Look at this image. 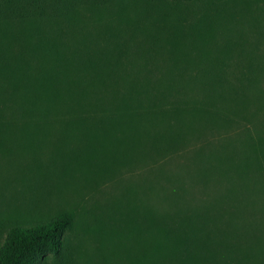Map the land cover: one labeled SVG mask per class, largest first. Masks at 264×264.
Segmentation results:
<instances>
[{
  "label": "rangeland",
  "instance_id": "rangeland-1",
  "mask_svg": "<svg viewBox=\"0 0 264 264\" xmlns=\"http://www.w3.org/2000/svg\"><path fill=\"white\" fill-rule=\"evenodd\" d=\"M79 8L73 22L43 23L68 48L64 60L35 43L17 59L15 40L0 44L3 72L24 66L14 85L0 81V245L12 224L68 211L60 254L38 264H264L253 257L264 247V1L85 0ZM94 75L96 98L73 83ZM201 102L211 121L163 116L168 105ZM91 104L124 114L158 106L163 138L153 125L128 133ZM52 107L46 129L36 108ZM182 123L189 131L171 133ZM173 203L183 217L170 214ZM153 223L173 247L152 262L143 239Z\"/></svg>",
  "mask_w": 264,
  "mask_h": 264
},
{
  "label": "trees",
  "instance_id": "trees-1",
  "mask_svg": "<svg viewBox=\"0 0 264 264\" xmlns=\"http://www.w3.org/2000/svg\"><path fill=\"white\" fill-rule=\"evenodd\" d=\"M85 0H0V44L3 40H15L17 47L14 49L13 54L17 59H21L23 56L28 55V51L32 48L33 43L36 44V51L41 53L44 57H51L55 60H64L65 51L68 48H64L61 43L57 42V37L51 35L52 32H57L54 29L50 30L44 28L43 23L50 26V22L57 24L62 21L73 22L77 20L79 14V5ZM264 1V0H263ZM51 25V26H52ZM1 49V46H0ZM28 53V54H27ZM24 72V66L20 63L15 64L9 70L3 72L0 64V81L4 84L14 85V81L20 73ZM91 78L87 80L73 81L75 85L79 84L87 89L92 97H97V92L102 83L101 76ZM203 82V80H202ZM71 83V87L74 89L75 85ZM159 84V83H158ZM157 83H153L151 88H158ZM171 91L179 92V88L174 85H167ZM262 89V88H261ZM32 94H35L33 89H30ZM63 93L68 96V91ZM91 104V111L97 112V110L104 112L105 114H113L115 119H122L124 122L119 124L121 128H124L128 133H132L135 130H140L146 126L153 125L155 129L154 138L162 137V125L161 117H159L160 109L157 107L155 110L145 109L137 114H128L124 109L120 107L108 106V107H93ZM50 106H53L51 104ZM37 109L40 121L46 126V129H50V119L54 115L55 107L48 110ZM138 109V108H137ZM170 110H173L170 112ZM43 111H49L51 114H43ZM164 112L172 113L177 117H182L185 113L192 116L191 122L198 117L205 116L210 121L212 119V110L209 102H201V105L182 108H174L171 105L164 108ZM127 113V114H126ZM159 118V119H158ZM121 123V122H118ZM49 124V125H48ZM186 126L184 123L181 124ZM181 127V126H180ZM187 125L184 128L176 129L172 131L175 136H182L185 131H189ZM192 131V127L190 128ZM43 138H48L49 134H41ZM170 135V134H169ZM156 141L150 143V150L158 151L154 148ZM162 145L165 146L166 142L162 141ZM264 151V149H263ZM160 154V153H159ZM152 153L150 152V157ZM127 159H121L119 162H124ZM217 201V199H215ZM186 204L185 206H188ZM173 206L176 208L182 207L178 203H173L170 214H178L183 217L181 210L173 212ZM157 215V214H156ZM155 222V221H154ZM72 214L71 212L64 211L57 215L51 216L45 220L34 222L29 225L14 223L6 231L5 238L0 245V264H38L39 261L46 255H58L63 247V239L65 231L71 226ZM156 223L152 224L150 228V234L144 241L147 247H150V251L146 257V260H153L158 257L160 252H165L167 248L173 247L170 240L171 236L164 229L160 228ZM260 236V234L258 235ZM181 248L188 251L189 245L184 240L180 243ZM179 248L180 253L184 251ZM203 249V248H198ZM173 251V250H172ZM256 260L264 259V247H262L258 253L253 256ZM249 264L252 262L250 257L248 259Z\"/></svg>",
  "mask_w": 264,
  "mask_h": 264
}]
</instances>
